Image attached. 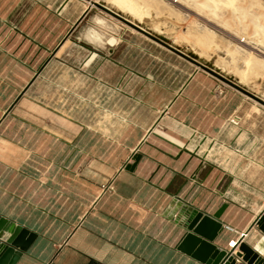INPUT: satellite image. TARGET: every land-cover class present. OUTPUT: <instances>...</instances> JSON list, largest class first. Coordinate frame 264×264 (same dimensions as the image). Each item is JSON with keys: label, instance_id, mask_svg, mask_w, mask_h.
<instances>
[{"label": "crops", "instance_id": "crops-1", "mask_svg": "<svg viewBox=\"0 0 264 264\" xmlns=\"http://www.w3.org/2000/svg\"><path fill=\"white\" fill-rule=\"evenodd\" d=\"M87 8L76 0H0V217L36 235L16 264H203L177 250L185 231L176 221L182 219L181 207L212 215L222 205L221 229L212 244L233 250L235 264H245L237 257L240 245L264 260V234L255 224L257 216H264V188L233 177L219 186L226 174L219 148V174L205 185L211 163L177 146H185L191 137L189 122L221 124L233 116L241 120L237 112L242 100L228 91L214 96L216 83L196 69L110 63L109 39L95 23L80 34L84 18L71 32H78L77 42L83 36L88 46L84 55L76 58L81 47L68 41L55 56ZM140 50L150 60L158 61L162 54ZM52 52L54 59H49ZM114 67L115 80L106 73ZM60 74L67 75L71 86L82 77L89 89L97 78L104 89L110 83L123 88L124 78L131 75L130 85L145 91L140 104L156 110L155 117L130 128L135 139L129 147L119 145L127 151L113 145L95 148L94 129L54 108L57 91L65 88ZM157 125L166 136L155 132ZM237 130L235 141L242 134L255 136L250 129ZM260 132V145L235 152L264 155V127ZM64 153L70 162L59 163ZM135 154L141 157L127 170ZM81 155L88 160L81 162ZM260 162L264 167V156ZM160 168L171 175L163 187L159 184L165 172L156 177ZM107 184L110 188L105 189Z\"/></svg>", "mask_w": 264, "mask_h": 264}, {"label": "rangeland", "instance_id": "rangeland-1", "mask_svg": "<svg viewBox=\"0 0 264 264\" xmlns=\"http://www.w3.org/2000/svg\"><path fill=\"white\" fill-rule=\"evenodd\" d=\"M76 1L85 5L87 3V7L90 6L85 0ZM88 1L97 3L105 9L121 15H126L131 22H135L137 25H141L154 33L158 34L160 32L167 36L169 41L173 42L175 48L177 47L185 53H191L203 59L213 66V70L229 76L231 81L236 77L237 84L245 86L246 90L251 94L264 100V50L260 48L262 44L253 45L255 41L250 39L253 36V26L252 24L248 25L251 23L248 16L240 23L232 13L231 8L219 6L217 19L211 20V18H207L206 15L198 12L195 7L187 5L180 0ZM238 2L241 3L239 4ZM251 2L253 3L252 5L250 4ZM237 3L234 2V5L247 7L249 14L256 16L264 13V0H244V3L243 0H238ZM136 8L146 12V19H151L155 23H139L140 14L137 13ZM219 18L220 21H218ZM94 23L99 29V33L109 39L108 43H110L112 51L109 52L107 59L116 66L115 62L117 60L124 65H129V61L135 62L137 66L144 64L148 69H196L202 72L193 64L153 42L99 7L91 6L80 25V34L84 30L86 31L88 24L93 26ZM162 27L163 29H161ZM77 37L78 32H75L66 38L67 41L81 47L78 50L79 55L75 54L76 58L84 55L88 48L86 43H83V36H79L80 42L75 40ZM248 38L249 42L247 41ZM95 47L99 49L97 43ZM140 48L150 54H162L159 55L158 61L150 60ZM210 56H214L213 61H211ZM227 56L226 67L220 66L217 60L220 58L221 60L226 59ZM253 58L259 60L260 64L255 65ZM49 59H54V57L51 56ZM247 59H250L251 62L245 66L244 62ZM99 61L101 60L97 55L96 69L100 68L101 63ZM114 69L118 68L114 67L106 72L109 75H113V80L116 77H114V73H116ZM205 74L216 83V86L212 89L214 96L223 97L224 92L228 91L242 100L239 101L241 105L237 113H241L240 116L241 118L243 116V118L239 120L237 116H233L221 124L217 122H189L187 124L194 129L191 137L183 146L191 153L197 152L199 158H204L211 163V166L210 164L208 165L207 171L216 168V151L219 148L220 167L226 171L219 186L224 187L233 177L249 181L255 187L263 189L264 167H260L258 163H261L260 161L263 160L264 155L248 153L247 151L238 154L235 150H244L250 144L252 146L261 144L263 140L258 136L262 135L260 130L264 127V119L261 118L264 115V107L215 77ZM60 76H62L60 79L63 80L61 82H63V87L65 88L57 91L59 99L54 108L68 117L78 119L81 125L94 129L97 133L95 145L93 144L95 148L101 145H113L116 148L127 151V149L121 147L122 145H119L124 144L129 147L130 141L132 142V139H135V136L130 134V128L138 124H149L155 117L156 110L140 104L146 97L145 91H137L130 85L134 83L131 80V75L124 78L125 87L118 88L116 83H110L112 86L108 89H104L103 85L99 84L98 78L96 79V84L93 87L90 86L89 89L87 81L82 77L79 80L75 78L74 82L76 81V83L71 86L66 74H60ZM239 127L250 129L255 136L249 137L251 134H248L249 136L242 134V138L239 141H235L233 133L237 134V128ZM67 155L64 153L59 163L61 161L63 163L70 162V156ZM189 157L192 159L198 158L192 154H189ZM87 160L88 156L81 155V162ZM194 177L192 179L198 182ZM48 188L54 189L55 187ZM104 188L108 189L110 185L107 184ZM241 188L242 185H239L237 189L242 191Z\"/></svg>", "mask_w": 264, "mask_h": 264}, {"label": "water", "instance_id": "water-1", "mask_svg": "<svg viewBox=\"0 0 264 264\" xmlns=\"http://www.w3.org/2000/svg\"><path fill=\"white\" fill-rule=\"evenodd\" d=\"M85 1H87L90 6L83 12L79 20L70 28L68 35L71 34L80 20H82L87 15L91 6L99 7L106 13L110 14L111 16L123 22L137 32L141 33L153 42L193 64L202 72L215 77L216 79L229 85L242 95L247 96L248 98L254 100L264 107V100L251 94L246 90L245 86L237 84L236 79H233L231 81L229 76L223 74L222 72L219 73L218 71L213 70V66L208 62H205L203 59L191 53H185L177 47L175 48V46L171 43V41H169L167 36L159 35L157 33H154L153 31L145 29L141 25H137L135 22H131L130 18L126 15H121L120 13L105 9L97 3H91L88 0ZM51 56H54L53 52L51 53ZM35 75H37V73ZM22 94L23 92L18 95L14 103L7 110V113L10 111V109ZM140 157L141 156L139 154H135L132 157L133 163L127 165L125 168L132 171L139 161ZM176 200L179 201L177 197ZM224 208L225 205H222L217 209L215 213H213L212 215H207L206 213H203L190 206L181 207L180 214H183L182 219L181 221H179L180 219L177 220L176 224L180 226L185 231V233L177 245V250L203 264H235L233 250L224 251L212 244L217 233L221 229L219 218ZM255 224L258 229L264 234L263 213H261L257 217V219L255 220ZM4 233H7V235L5 236ZM35 238V234L27 231L18 224H14L3 217H0V264H16L19 258L27 252L28 248L34 242ZM237 257L241 258V261L246 264H264V260H262L257 254L249 250L245 245L239 246V253ZM254 261H256V263Z\"/></svg>", "mask_w": 264, "mask_h": 264}, {"label": "bare ground", "instance_id": "bare-ground-1", "mask_svg": "<svg viewBox=\"0 0 264 264\" xmlns=\"http://www.w3.org/2000/svg\"><path fill=\"white\" fill-rule=\"evenodd\" d=\"M180 1H182V2H184V3H186L187 5H190V6H193V7H195L196 8V10L198 11V12H200V13H202V14H204V15H206V17L207 18H211V20L212 19H217L216 17L218 16L217 15V11H218V8H219V6H226V8H231V10H232V13L235 15V17H236V19H237V21H240V23H241V21L245 18V17H249V21L251 22V23H249L248 25H250V24H252V26H253V36L250 38V39H252V40H254L255 42H253L254 44L253 45H261L262 44V46H260V48L262 49V50H264V13H260V14H258V15H254V14H249L248 13V11L249 10H247V7H241V6H237V5H234V2L235 3H237V1H235V0H199V1H197V0H180ZM242 2V1H241ZM240 2V3H241ZM239 3V2H238ZM237 3V4H238ZM239 3V4H240ZM243 3H244V0H243ZM246 4V3H245ZM251 5L253 4L252 2L250 3ZM243 5V4H242ZM250 5V6H251ZM225 8V9H226ZM263 10V9H262ZM136 11H137V13L138 14H140V16H139V18H138V22L139 23H142V24H145V23H149V24H152V23H155V22H153L151 19H146V12H144L143 10H139V9H137L136 8ZM221 12V11H220ZM222 13V12H221ZM255 13H257V12H255ZM233 14H232V16H233ZM152 21V22H151ZM218 21H220V18H219V20ZM245 21V20H244ZM219 23V22H218ZM235 23H237V22H235ZM224 26V25H223ZM160 27V26H159ZM239 27V26H238ZM247 27V26H246ZM161 29H163V27L161 28ZM245 30V29H244ZM162 31H164V30H162ZM243 31V30H242ZM158 34L159 35H163V34H161L160 32H158ZM165 36V35H164ZM247 41L249 42V38L247 39ZM67 43H68V41L66 40L63 44H62V46L59 48V50L57 51V53L55 54V56H57L58 55V53L64 48V47H66V45H67ZM172 44H173V42H171ZM48 50V49H47ZM210 58H211V61H213L214 60V56H210ZM227 58H228V56L226 57V59L224 58L223 60H221V58L219 59V60H217V63L218 64H220V66H222V67H226V64H227ZM254 60V63H255V65H258V64H260V61L259 60H256L255 58H253ZM249 62H251V60L250 59H247L246 60V62H244V65L245 66H247L248 64H249ZM232 74V73H231ZM233 79V78H232ZM234 79H236V77H234ZM189 110V109H188ZM181 113V112H180ZM185 115V114H184ZM183 115V116H184ZM193 115V114H192ZM181 116V115H180ZM179 116V117H180ZM177 119V118H176ZM173 126V125H172ZM197 126V125H196ZM163 128V127H162ZM162 128H161V126H156V128H155V132H157V133H161V134H163L164 136H166L163 132L164 131H162ZM177 129V128H176ZM214 129V128H213ZM158 131H160V132H158ZM177 133H179V132H177ZM160 134V135H161ZM158 136V135H157ZM177 140V139H176ZM152 142V141H151ZM154 143V142H153ZM171 145H173V144H171ZM158 146V145H157ZM177 146H178V148L181 150V151H183L184 153H185V151L186 152H188L187 150H186V148L183 146V144L182 143H178L177 144ZM144 147V146H143ZM173 147V146H172ZM171 147V148H172ZM159 148V147H158ZM175 148V147H174ZM158 150V149H157ZM168 151V150H167ZM180 151V152H181ZM182 154V153H181ZM173 155V154H172ZM150 156V155H149ZM157 156V155H156ZM169 156V155H168ZM193 156H195V154H193ZM153 157V156H152ZM183 157V156H182ZM187 158V157H186ZM186 158H183V159H186ZM156 159V158H155ZM164 159V158H163ZM197 160V159H196ZM176 161V160H175ZM160 162V161H159ZM177 162V161H176ZM198 162V161H197ZM175 164V163H174ZM158 165V164H157ZM176 165V164H175ZM153 167H154V165H153ZM178 168V167H177ZM150 169V168H149ZM163 171V169L162 168H160V170L157 172V174H156V177H158L159 175H161V173H164V172H162ZM150 172V171H149ZM148 172V173H149ZM194 172V171H193ZM153 174V173H152ZM219 174V171L217 170V169H213L212 170V172H211V174L208 176V178L206 179V181H205V185H209L210 183H212L213 181H214V179H215V177L217 176ZM154 175V174H153ZM169 176H171L170 175V173L169 172H165L164 173V177H162L161 179V182H160V187H163L164 186V184L166 183V181L168 180V177ZM190 177V176H189ZM145 178V177H144ZM171 178V177H170ZM154 179V178H153ZM160 179V178H159ZM158 179V180H159ZM156 179H154V181H155ZM202 190V189H201ZM204 202V201H203ZM201 205V204H200ZM204 207V206H203ZM211 209V208H210ZM258 217V216H257ZM257 219V218H256ZM255 263H256V261H254ZM246 264V263H245ZM253 264V263H252Z\"/></svg>", "mask_w": 264, "mask_h": 264}, {"label": "built area", "instance_id": "built-area-1", "mask_svg": "<svg viewBox=\"0 0 264 264\" xmlns=\"http://www.w3.org/2000/svg\"><path fill=\"white\" fill-rule=\"evenodd\" d=\"M234 124H236V123H234ZM225 228L228 229V230H230V231L232 230V229H231L230 227H228V226H225Z\"/></svg>", "mask_w": 264, "mask_h": 264}]
</instances>
